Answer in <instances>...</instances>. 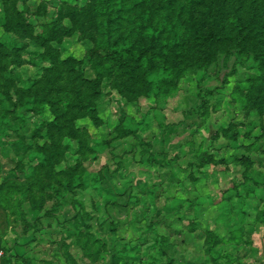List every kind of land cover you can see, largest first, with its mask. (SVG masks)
<instances>
[{
  "label": "rangeland",
  "instance_id": "obj_1",
  "mask_svg": "<svg viewBox=\"0 0 264 264\" xmlns=\"http://www.w3.org/2000/svg\"><path fill=\"white\" fill-rule=\"evenodd\" d=\"M95 5L96 0H0V43L8 49L25 46L20 65L7 62L0 74V184L27 180L34 147L46 141L44 134L29 137L39 119L43 126L52 119L46 110L29 112L23 95L49 67L37 57L41 49L33 37H47L49 21L71 28L67 13H73L81 31L52 46L60 61L78 62L92 80ZM13 13L31 26L30 37L4 30ZM247 67L233 54H219L206 70L190 72L175 93L150 106L143 99L128 103L103 81L95 102L101 125L80 123L94 152L85 158L74 147L64 153L55 171L73 169L72 186L47 192L52 195L42 206L47 216L38 217L27 196L0 194V232L12 263L264 264V112L242 109ZM119 131L128 134L120 137ZM210 158L214 162L199 167ZM243 175L250 191L240 187L236 196L232 182H242ZM76 203L93 214L91 233L105 245L95 262L64 240ZM108 223L115 225L114 233Z\"/></svg>",
  "mask_w": 264,
  "mask_h": 264
},
{
  "label": "trees",
  "instance_id": "obj_2",
  "mask_svg": "<svg viewBox=\"0 0 264 264\" xmlns=\"http://www.w3.org/2000/svg\"><path fill=\"white\" fill-rule=\"evenodd\" d=\"M67 16L72 20L71 28L62 27L57 20L49 21L48 36L33 37L41 49L37 57L49 67L24 89L23 95L29 112L46 110L52 118L47 126L39 119L29 137L41 139L44 134L46 138L34 147L29 158L35 164L31 168L33 175L23 183L0 184L2 196H27L38 217L41 212L42 217L47 216L42 206L44 199L52 197L48 191L59 194V187L69 190L72 186L73 169L55 171L64 153L73 147L84 158L94 152L86 140L84 125L89 122L95 129L101 125L95 102L101 96L103 81H110L112 90L128 103L143 99L150 106L175 93L180 79L190 72L206 70L219 54H233L240 65L247 63L250 70L240 99L242 109L264 112V0H96L93 16L98 38L88 60L92 80L85 78L78 62L60 61L58 50L52 46L81 31L75 15ZM3 28L8 33L27 32L31 36V26L20 22L14 13L7 17ZM24 49L25 46L8 49L0 43V74L6 72L7 62L20 65L19 55ZM8 82L5 94L10 88ZM220 132L228 137L225 130ZM118 134L122 137L128 133ZM217 138L216 134L212 139ZM212 162L211 158L203 160L199 167ZM248 181V175H243L242 182L233 181L232 192L240 196L238 189L242 187L248 194ZM76 204L77 211L68 222L70 228H63L64 240H72L82 257L95 262L105 245L91 233L88 223L94 219L93 214L81 203ZM108 230L114 233L115 225L108 223ZM190 230L194 232V228ZM10 251L0 232V264H13ZM206 252L213 254L210 249ZM69 259L72 261V257Z\"/></svg>",
  "mask_w": 264,
  "mask_h": 264
}]
</instances>
